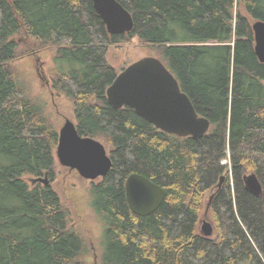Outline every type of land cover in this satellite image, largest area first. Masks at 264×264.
<instances>
[{"label": "trees", "instance_id": "obj_1", "mask_svg": "<svg viewBox=\"0 0 264 264\" xmlns=\"http://www.w3.org/2000/svg\"><path fill=\"white\" fill-rule=\"evenodd\" d=\"M119 1L135 21L122 34L108 32L93 0H0V264H89L53 186L59 130L17 65L47 49L54 94L71 101L78 131L102 141L113 161L89 187L105 226L99 264H264V62L240 9L264 20V0ZM135 37L157 50L211 121L204 137L167 133L109 103L120 73L109 48ZM135 172L167 191L150 215L128 202ZM250 173L259 194L247 188ZM46 174L48 185L26 178ZM212 195L215 232L206 237L199 223Z\"/></svg>", "mask_w": 264, "mask_h": 264}, {"label": "water", "instance_id": "obj_2", "mask_svg": "<svg viewBox=\"0 0 264 264\" xmlns=\"http://www.w3.org/2000/svg\"><path fill=\"white\" fill-rule=\"evenodd\" d=\"M94 6L106 23L111 34H122L133 30L132 13L119 0H93ZM255 37V52L264 62V20L252 23ZM109 103L116 109L130 106L157 128L178 136L200 139L208 134L211 121L198 113L191 98L181 88L180 82L168 66L157 56H145L123 69L107 89ZM59 162L76 169L92 181L105 177L113 161L105 144L78 131L77 125L67 119L59 130L56 150ZM222 177L220 185L225 180ZM50 184L49 176L34 178L33 182ZM247 188L261 193L263 186L256 173L245 176ZM128 202L132 211L140 216L154 213L166 198V189L146 175L135 172L126 181ZM206 208V217L201 233L214 235L215 227L208 216L211 200Z\"/></svg>", "mask_w": 264, "mask_h": 264}, {"label": "rangeland", "instance_id": "obj_3", "mask_svg": "<svg viewBox=\"0 0 264 264\" xmlns=\"http://www.w3.org/2000/svg\"><path fill=\"white\" fill-rule=\"evenodd\" d=\"M240 9L244 15L250 17L252 23L255 21L244 7L241 6ZM157 54V50L142 42L139 37H135L129 42L112 45L108 51V59L121 72L133 62L145 56H157ZM52 55L53 50L47 49L40 53L39 60L35 56H27L18 60L17 65L22 74L21 82L23 81L22 83L29 89L28 94L31 97L41 98L46 104V114L52 118L60 130L67 119L76 123V118L71 101L65 96L57 97L53 92L51 75L48 73L49 67L53 66ZM39 68L42 72L39 71ZM229 174L232 180L231 171ZM26 178L32 184L31 178ZM100 178L94 181H98ZM91 182L92 180L83 177L78 170L62 165L57 159L56 180L53 186L59 193L64 207L71 213V225L88 247L89 253L84 259L88 260L89 264H99L103 250L102 237L105 233V226L99 220L92 205L89 194ZM205 212L200 219V232L206 217ZM207 214L214 225L210 210Z\"/></svg>", "mask_w": 264, "mask_h": 264}, {"label": "built area", "instance_id": "obj_4", "mask_svg": "<svg viewBox=\"0 0 264 264\" xmlns=\"http://www.w3.org/2000/svg\"><path fill=\"white\" fill-rule=\"evenodd\" d=\"M229 162H230L229 159H224V160H223V163H224V164H229Z\"/></svg>", "mask_w": 264, "mask_h": 264}]
</instances>
